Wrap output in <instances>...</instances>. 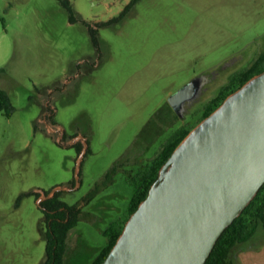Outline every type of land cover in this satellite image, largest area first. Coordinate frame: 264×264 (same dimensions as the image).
Segmentation results:
<instances>
[{
	"label": "rangeland",
	"instance_id": "374dc122",
	"mask_svg": "<svg viewBox=\"0 0 264 264\" xmlns=\"http://www.w3.org/2000/svg\"><path fill=\"white\" fill-rule=\"evenodd\" d=\"M62 1L0 0V88L14 107L11 117L0 112V264H43L40 191L58 187L66 188L61 201L79 210L65 264H93L107 245L103 232L130 217L139 167L150 166L180 128L203 120L226 78L210 85L185 121L169 97L264 45V0H141L105 27L98 26L131 0H68L75 22ZM87 26L99 30V52ZM162 108L168 120L155 118L139 136ZM45 117L87 142L75 187L69 183L83 151L71 146L82 140H61L50 125L47 132Z\"/></svg>",
	"mask_w": 264,
	"mask_h": 264
},
{
	"label": "water",
	"instance_id": "95a60500",
	"mask_svg": "<svg viewBox=\"0 0 264 264\" xmlns=\"http://www.w3.org/2000/svg\"><path fill=\"white\" fill-rule=\"evenodd\" d=\"M201 81L197 77L169 97L179 116L199 95ZM85 152L77 161V182ZM263 186L264 71L231 93L175 148L102 264H206ZM65 189L40 191L41 200Z\"/></svg>",
	"mask_w": 264,
	"mask_h": 264
},
{
	"label": "trees",
	"instance_id": "16d2710c",
	"mask_svg": "<svg viewBox=\"0 0 264 264\" xmlns=\"http://www.w3.org/2000/svg\"><path fill=\"white\" fill-rule=\"evenodd\" d=\"M141 0H132L119 16L113 18L107 23H103L98 27H105L109 25L119 24L122 22L135 6ZM63 7L69 14V20L75 22L73 18L74 9L68 0H63ZM91 42L98 50H101L99 30L87 26ZM261 62L264 63V54L261 56ZM264 71V68L257 69L251 74H247L242 80L241 84L235 89H222L216 97L207 105L203 118L209 116L214 112L223 101L234 91L239 89L253 76L258 75ZM169 106V104H167ZM170 107V106H169ZM0 112L7 117H11L14 112V107L8 94L0 88ZM177 115H175L176 117ZM158 118L160 121L168 120V114L163 108L155 114L151 121L144 127L139 136L146 132L152 121ZM165 120L164 122H166ZM190 131L183 130L165 145L162 152L153 160L152 164L143 172L137 175L136 191L129 204V216L138 208L139 204L147 197L151 185L157 180L159 170L162 165L169 159L175 148L181 141L189 134ZM138 136V137H139ZM78 154L81 153L82 145L75 146ZM114 169V168H112ZM111 172V171H110ZM109 172L106 174V176ZM75 182V178L73 183ZM48 193V192H47ZM61 192H57L54 196L41 204L44 213V222L46 224V231L43 228V237L46 241L45 260L43 264H65V255L67 251V243L70 232L76 227L78 223L79 210L75 206H71L61 201ZM22 195L19 200L24 196ZM38 196L39 194H34ZM129 218V217H128ZM125 226L116 224L109 226L104 232L107 238V245L96 258L93 264H102L110 253L111 249L117 242ZM264 247V186L260 189L255 199L242 212V214L228 227L222 236L219 238L206 264H240V254L248 251H259Z\"/></svg>",
	"mask_w": 264,
	"mask_h": 264
},
{
	"label": "flooded vegetation",
	"instance_id": "af4514ba",
	"mask_svg": "<svg viewBox=\"0 0 264 264\" xmlns=\"http://www.w3.org/2000/svg\"><path fill=\"white\" fill-rule=\"evenodd\" d=\"M132 1V0H131ZM129 4V3H128ZM127 4V5H128ZM126 5V6H127ZM125 6V7H126ZM124 10V9H123ZM122 10V11H123ZM121 11V12H122ZM115 18V17H114ZM112 20V19H111ZM262 54H264V45H259L257 47V50L255 51L254 56L252 57V59H247L245 60V58L243 56H239V55H235L232 56L230 58H228L227 60L223 61L219 66L214 67L213 69H211L209 72L202 74L200 77V79L202 80V86H201V90L199 95L192 101L186 102L184 104V108L182 110V112L180 113L181 116H179L173 109V111L175 112V114L177 115V118L180 120L185 121L186 116L190 110V107H192L194 105V103L200 101L203 99V96L210 91L209 87L210 85L212 86L213 84H215L216 82H218L219 80L226 78V82L225 84L220 86V90L225 89V88H229V89H235L239 86V83L241 84L242 80L244 79V77L248 74L253 73L255 70L257 69H261L264 68V63L261 62V56ZM254 77V76H253ZM218 92V93H219ZM218 93L212 97V99L214 97H216L218 95ZM206 96V95H205ZM212 99L209 101V103L212 101ZM208 103V104H209ZM51 118L49 117H45L43 119V122H45V126H46V130L48 132V130H50L49 125L51 127H53V131H55V133L58 134V136L60 137V139L64 140L66 135L72 136L73 140H82L81 143H79L80 145H82V150H88V146H87V142L83 137H78L77 134H71L68 133L65 129L61 130L59 129L58 126H56L55 122H52L50 120ZM194 127L191 126H184L183 128H180L176 134H180L181 131L183 130H187V131H191ZM149 130H147V133L149 134ZM54 134V133H53ZM60 141V140H59ZM57 141V142H59ZM60 144V142H59ZM79 144H73L71 146V149L76 151L75 146L79 145ZM62 147H64L62 144H60ZM87 146V147H86ZM86 147V149H85ZM165 145L161 148V151L158 153V155L162 152V150L164 149ZM65 148V147H64ZM159 150V149H158ZM77 152V151H76ZM81 154V153H80ZM157 155V156H158ZM115 165L112 167L114 168ZM149 167V165H141L139 167L138 172L135 174V176H133V178L131 179V182L136 181L137 180V175L139 172H143L145 171L147 168ZM76 178H75V182L73 183H69V185L71 186H76ZM137 182V181H136ZM51 191H49L48 193L45 192V195H48ZM57 193V192H56Z\"/></svg>",
	"mask_w": 264,
	"mask_h": 264
},
{
	"label": "crops",
	"instance_id": "0c3cea01",
	"mask_svg": "<svg viewBox=\"0 0 264 264\" xmlns=\"http://www.w3.org/2000/svg\"><path fill=\"white\" fill-rule=\"evenodd\" d=\"M240 264H264V247L259 251L241 253Z\"/></svg>",
	"mask_w": 264,
	"mask_h": 264
}]
</instances>
